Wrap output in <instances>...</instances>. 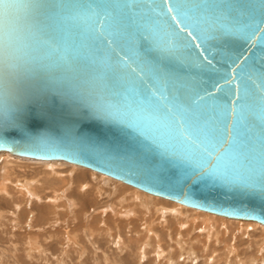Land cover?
<instances>
[{"label":"water","instance_id":"95a60500","mask_svg":"<svg viewBox=\"0 0 264 264\" xmlns=\"http://www.w3.org/2000/svg\"><path fill=\"white\" fill-rule=\"evenodd\" d=\"M61 4L65 15L72 5L110 10L112 48L103 38L92 39L87 18L61 21ZM47 5L46 37L67 45L84 72L79 79L65 78L57 71L55 82L38 80V90L23 111H10L6 105L0 111V152L65 161L190 208L264 225V103L255 86L264 84L260 79L264 77V32L258 31L264 27V0H182L184 10L205 26L207 22L235 25L242 31L202 42L194 39L195 29L192 36L188 29L180 33L173 56L155 47L157 41L178 32L166 13L157 14L163 11L162 0L159 4L156 0H47ZM185 42L189 47L183 46ZM117 52L133 67L143 64L151 71L136 76L126 66L113 68L117 61L125 63ZM106 54L109 67L93 63ZM91 74L97 79L88 85L84 81ZM162 76L168 78L166 87ZM226 77L236 79L228 84ZM240 81L241 98L245 86L250 94L249 110L242 122L238 116L233 143L213 163L191 142L179 139L175 118L164 105L187 108V112H180L179 107L174 111L197 134L203 127L205 137L214 140L218 133L207 100L194 105L192 98L205 90L202 94L211 92L214 99L227 101ZM76 87L88 88L92 102L116 106V119L92 116L73 92ZM161 96L166 99L161 101ZM208 165L212 166L206 171Z\"/></svg>","mask_w":264,"mask_h":264},{"label":"rangeland","instance_id":"374dc122","mask_svg":"<svg viewBox=\"0 0 264 264\" xmlns=\"http://www.w3.org/2000/svg\"><path fill=\"white\" fill-rule=\"evenodd\" d=\"M6 159L16 161L22 167L18 168L16 171L18 174L12 177H21L18 180L19 182L15 183L13 179L4 177L6 171H3L6 169L4 168L5 162L2 161ZM47 163H50V166H46L48 170H54L52 169L54 166L58 167L59 165L56 163L65 164V166H60L62 172L69 170L67 168H71V170L65 172L66 174L62 173L70 178L67 184L69 187L63 188L58 185V190L59 187H62V190H59L56 196L52 195L54 192L49 184L36 188V190L35 187H32L33 184L30 185V181H36L34 182L36 184L37 180L35 178L40 179L39 176H43L39 174L43 173L45 164L39 163V160L19 156L4 155L0 157V170L3 173L0 171V182L5 181L10 186V190L13 189L10 191L12 196H3L4 193L0 195V264H264V230H253V226L247 223H234L232 226L224 225L222 222L216 224L211 222L210 229L203 232L204 221L201 222L202 220L198 219V215L202 216V213L186 210V207L182 205H180L182 207L170 206L172 203L162 198L160 199L168 203L167 205L160 202L162 205H158V203L154 206L150 198H148L149 201L143 202L144 204L141 203V205L139 204L140 198H138V195L135 198V193H131L132 186L124 183H122L124 186H121L120 181L110 179L108 176L99 173H96L97 175L93 174L95 172L86 168L84 173H76L73 171L75 165L72 164ZM99 177L102 178L100 181ZM72 181L77 183L73 184ZM89 182L91 186H89ZM14 184L22 186V189L26 191V193H23L26 195L20 194L21 190L14 188ZM108 184L109 186H107ZM84 185L88 187L86 189L90 190L84 192L85 188L82 190ZM98 186H102L101 189ZM76 187L80 189V192L75 191ZM92 187L97 188L93 189ZM111 187L114 188L110 189ZM117 187V193H114ZM123 187L124 189H121ZM128 187H132L131 190ZM102 190L104 191L102 192ZM62 191H64L63 194ZM34 192L41 197L36 196L35 198ZM81 194L82 196H80ZM99 194L101 195L99 196ZM75 195L79 198L74 197ZM132 196H134V200ZM52 198L55 200V204ZM39 199L41 200L39 201ZM72 199L73 202L68 203V200L72 201ZM127 199L128 201L132 200L128 202ZM132 201H135V203ZM149 203L155 209H152L153 207ZM131 205L133 206L131 207ZM104 207H107V209ZM116 207L120 208V211H116ZM137 207L141 210L144 209L145 212L140 210L138 213L139 209ZM132 212L133 215H138L133 216ZM129 213L132 216H129ZM155 213L157 214L153 216ZM121 214L124 216L127 214L126 217H129V221ZM189 215H193L195 219L197 216L196 222L198 223L195 225H193L194 223L192 225L188 223ZM245 226L248 227L247 230L240 229ZM182 243L184 244L182 245ZM190 245L193 246L190 247Z\"/></svg>","mask_w":264,"mask_h":264},{"label":"snow or ice","instance_id":"6c2138e0","mask_svg":"<svg viewBox=\"0 0 264 264\" xmlns=\"http://www.w3.org/2000/svg\"><path fill=\"white\" fill-rule=\"evenodd\" d=\"M152 0H150V3ZM156 3H161V0H156ZM167 5V7H165ZM64 5L61 4L58 9V18L64 22H78L85 18L91 21L90 31L92 39L103 38L107 41L108 47L111 49L113 40L109 39L112 34L110 29L112 26L113 13L108 9H101L92 4H89L87 10L82 9L79 5H72L68 9V14H64ZM162 12H157L159 15L165 13L170 17L171 21L175 22V27L178 32L174 35L169 34L166 40L157 41L155 47L164 55H175L180 40V33L191 29L188 32L189 36L193 35V30H196L194 39H199L206 42L209 39H215L218 35L229 34L235 31H242V29L233 25L225 27L216 23L207 22V26L201 21L196 20L190 16L182 6V0H162ZM154 11H157L154 9ZM223 15V13H219ZM47 0H0V111L7 105L10 111H23L26 101L33 96L37 88V81L45 79L49 82H55V72L61 71L65 78L79 79V74L84 72L76 61L75 55H69L67 45L61 46L53 38L46 37L49 31L48 24L45 22L49 20ZM183 27H180L182 25ZM252 24H255L253 21ZM252 24L249 27H252ZM108 29V34H106ZM260 32H264V27L260 26ZM257 31H254L256 34ZM185 48L189 47L188 42L183 45ZM196 47H199L197 45ZM120 60L112 65L115 67H127L131 73L136 76H141L145 71H151L149 66L137 64L133 67V63L127 62V57H121L117 52ZM207 59V58H205ZM107 54L104 59L93 61L105 68L109 67L107 64ZM233 63L236 60L233 59ZM211 65V61H208ZM237 68L242 69L241 65L237 64ZM97 77L95 74L88 75L84 83L92 85L95 83ZM226 77L224 80L228 84H232L233 80ZM264 80V77H260ZM168 78L162 76L161 83L166 87ZM249 81L250 78H248ZM260 93V100L264 103V84L255 85ZM39 90H48L47 87L39 86ZM205 90H202L204 92ZM73 92L80 99L84 100V106L91 111L90 114L96 118L106 121H114L118 109L116 106L102 103L92 102L89 99L90 92L88 88L76 87ZM195 92L192 98L194 105H200L201 102L207 100L209 108L213 115L211 119L214 122L217 137L214 140L207 139L204 135V128L201 127L199 134L192 128L191 124H186L181 115L174 111V108L179 107L180 112H187L188 109L177 105H164L167 112L173 114L175 118V132L181 141H189L197 149L211 157L213 163L217 157L224 153L233 143L234 129L237 125L238 116L241 122L243 121L246 112L249 110V92L245 86L244 98H241V81L232 89L227 101L220 102L214 99L213 93ZM153 95H156L153 91ZM234 97V98H233ZM71 98V97H68ZM166 97L161 96L160 100H165ZM151 118V114H147ZM207 123V122H205ZM194 135L197 138H193ZM210 148L212 150H210ZM213 151L215 155H213ZM212 165L205 168L207 171ZM247 186V185H246Z\"/></svg>","mask_w":264,"mask_h":264},{"label":"bare ground","instance_id":"6f19581e","mask_svg":"<svg viewBox=\"0 0 264 264\" xmlns=\"http://www.w3.org/2000/svg\"><path fill=\"white\" fill-rule=\"evenodd\" d=\"M4 155H9V156H11V157H13V156H15V155H13V154H11V153H9V152H0V157H2V156H4ZM18 157V156H17ZM20 157V156H19ZM9 158V157H8ZM15 158V157H14ZM31 160H34V159H31ZM37 161V160H36ZM2 162H5V169L6 170H4L3 172H5L6 171V173L4 174V177H9V179H13V181L15 182V183H17V181L21 178H19V176H17V178L15 177V178H12V177H14L16 174H18V173H16V171H17V169L18 168H22V167H20V165H18L17 163H16V161H12V160H9V159H6V160H3ZM47 162H62V163H67V164H70V163H68V162H65V161H61V160H49V161H47V160H39V163H41V164H45V166L43 167V166H41V167H43V173L42 174H39V175H43V176H39L40 177V179H37V178H35V176H34V178L37 180V186H36V184H34V182H36V181H30L31 183H30V185H32L33 184V188L35 187V190H36V188L38 189V188H40V187H42V186H44V185H46V184H49L50 185V187H51V190L54 192V194H52V195H55L56 196V193H58V191L59 190H62L61 188L63 187V188H65L66 186H67V184H68V182H69V180H70V178L69 177H66L67 175H63L62 173L64 172V174H66L65 172H68L69 170H71V168H67V169H69V170H67V171H60L61 169H60V166L62 167V165H64L65 166V164H61V163H56L57 165H59L58 167L57 166H54L52 169H54V170H48L47 169V167L46 166H50L49 164L50 163H47ZM54 164V163H53ZM55 164V165H56ZM2 165H3V163H2ZM72 165H75V164H72ZM52 166V165H51ZM75 166H77V167H75ZM75 166H73V171H75L76 173L78 172H80V174H82V173H84V171L87 169H85L84 167H81V166H78V165H75ZM72 167V166H71ZM50 168V167H49ZM1 171V173H2V170H0ZM24 171V170H23ZM93 171V170H92ZM91 172V171H90ZM93 172H95V173H93ZM92 173L93 174H98V172H96V171H93ZM20 173V172H19ZM72 173H74V172H72ZM3 174V173H2ZM2 174H1V176H2ZM79 174V175H80ZM87 174V173H86ZM96 174V175H97ZM99 174H101V173H99ZM21 175V174H20ZM102 175H104V174H102ZM69 176H70V174H69ZM105 176H107V175H105ZM37 177V176H36ZM110 179H114V178H112V177H110V176H108ZM92 178V177H91ZM5 179V178H4ZM102 179V178H101ZM100 179V177H99V181L101 180ZM1 180V179H0ZM116 180V179H115ZM28 181V180H27ZM27 181H26V183H27ZM96 181V180H95ZM105 181V180H104ZM112 181V180H111ZM110 181V182H111ZM119 181V180H118ZM11 182V181H10ZM19 182V181H18ZM76 182V181H75ZM93 182H94V180H93ZM103 182V181H102ZM101 182V183H102ZM121 182V181H120ZM119 182V183H120ZM12 183V182H11ZM72 183H73V181H72ZM77 183V182H76ZM76 183H73V184H76ZM113 183V182H112ZM112 183H110V184H112ZM122 183H124V182H121V184ZM28 184V183H27ZM26 184V185H27ZM103 184H105V183H103ZM114 184V183H113ZM124 184H126V183H124ZM124 184H122L121 186H124ZM11 185V184H10ZM15 185V184H14ZM23 185V184H22ZM58 185L59 186H62V187H59L60 189L58 190ZM72 185V184H71ZM82 185V184H81ZM100 185V184H99ZM116 185V184H115ZM115 185H112V186H115ZM128 185V184H127ZM18 186V187H17ZM24 186V185H23ZM79 185L77 184V187H78ZM89 186H91L90 185V182H89ZM96 186V185H95ZM107 186H109V184L107 185ZM117 186V185H116ZM130 186V185H129ZM67 187H69V186H67ZM77 187L75 188L76 190L75 191H78V192H80L79 190L80 189H77ZM99 187V186H98ZM102 187V186H101ZM101 187H99V189H101ZM133 187V186H132ZM132 187H128L130 190H131V188ZM14 188H16V189H18V190H21L20 192V194H22L23 192H25L26 193V191L25 190H23L22 189V186H20L19 184H17V185H15V187ZM31 188V187H30ZM83 188H85V190H84V192L86 191V190H90V189H86V188H88L87 186H85L84 185V187H82V190H83ZM93 188V187H92ZM95 188H97V187H95ZM95 188H93V189H95ZM114 187H111L110 189H113ZM119 188H120V186H119ZM27 189V188H26ZM103 189V188H102ZM117 189H118V187L115 189V191H114V193H117L116 191H117ZM121 189H124V187L123 188H121ZM11 190H13V189H11ZM10 190V186L8 185V183H6L5 181H1L0 182V195H3V193H4V195L3 196H12V192H10L11 191ZM28 190V189H27ZM50 190V191H51ZM64 190H66V189H64ZM133 190V191H132ZM131 190V193L132 192H134L135 194V198H137L136 197V195H138V198H140L139 200H140V203L139 204H141V203H143V202H146V201H149V199L148 198H150L151 199V202L154 204V206H155V204H158V205H162V204H165V205H167L168 203H165V201H163L162 199H164V198H162V199H160L161 197H158V196H154V195H152V194H149V193H147V192H144V191H142V190H140V189H138V188H135V187H133V189ZM29 191H31L30 189H29ZM71 191V190H70ZM94 191H97V190H94ZM104 190H102V192H103ZM63 192L64 191H62L61 193L63 194ZM68 193H70L69 191H67ZM83 192V194H85ZM106 192V191H105ZM128 192V191H127ZM130 192V191H129ZM128 192V193H129ZM35 193V192H34ZM34 193H32V194H34ZM67 193V194H68ZM72 193H73V191H72ZM77 193V192H76ZM110 193H111V191H110ZM130 193V194H131ZM147 193V194H146ZM24 194V193H23ZM40 194V193H39ZM61 194V195H62ZM86 194H90V193H86ZM98 194V193H97ZM102 194V193H101ZM101 194H99V196L101 195ZM112 194V193H111ZM24 195H26V194H24ZM31 195V194H30ZM96 195V194H95ZM103 195V194H102ZM127 195V194H126ZM150 195V196H149ZM36 196H37V193H35V195H34V197L36 198ZM40 196V195H39ZM39 196H37L38 198H39ZM64 196V195H63ZM69 196H71V195H69ZM80 196H82V194L80 195ZM111 196V195H110ZM131 196V195H130ZM34 197H32V198H34ZM41 197V196H40ZM50 197V196H49ZM74 197H76V195L74 196ZM124 197V196H123ZM122 197V198H123ZM133 197L134 196H132V199H133ZM54 198V197H53ZM52 198V199H53ZM57 198V197H56ZM63 198V197H62ZM62 198H60V199H62ZM76 198H79V197H76ZM93 198V197H92ZM98 198V197H97ZM111 198V197H110ZM118 198V196L116 197V199ZM134 198V199H135ZM31 199V198H30ZM47 199H48V197H47ZM85 199H87V198H85ZM85 199H83L84 201H85ZM129 199H130V197H129ZM131 199V200H132ZM133 199V200H134ZM41 199H39V201H40ZM42 200H43V198H42ZM48 200H50V199H48ZM48 200H47V202H48ZM57 200V199H56ZM63 200V199H62ZM76 201H77V199H75ZM75 200H74V202H75ZM120 200H121V198H120ZM123 200V199H122ZM131 200H129V201H131ZM165 200H167V199H165ZM52 201H54V204H55V200L53 199ZM127 201H128V199H127ZM128 201V202H129ZM168 201H170V200H168ZM50 203H51V201H49ZM59 202V201H58ZM63 202V201H62ZM70 202H73V199H72V201L70 200H68V203H70ZM81 202H82V199H81ZM80 202V203H81ZM124 202V201H123ZM133 202V201H132ZM131 202V203H132ZM160 202L162 203V204H160ZM167 202V201H166ZM53 203V202H52ZM79 203V202H78ZM98 203V202H97ZM133 203H135V201L133 202ZM148 203V202H147ZM147 203H145V205H147ZM170 203H172L170 206H178V207H186V210H191V211H194V212H197V213H202L203 215L202 216H199L198 215V219H200V220H202L201 222H203V224H204V230H203V232L205 231H207V230H209L210 229V223L211 222H213V223H217V222H222L224 225H226V224H228V225H234V223H237V224H241V223H247V224H251L252 226H253V230H264V225H262V224H260V223H258V222H252V221H241V220H234V219H229V218H225V217H222V216H217V215H214V214H211V213H208V212H204V211H202L201 212V210H198V209H195V208H190V207H187V206H184V205H182V204H180V203H177V202H174V201H170ZM144 204V203H143ZM150 204V203H149ZM148 204V205H149ZM51 205H53V204H51ZM73 205V204H72ZM77 205V204H76ZM79 205V204H78ZM116 205V204H115ZM114 205V206H115ZM122 205V204H121ZM130 205V204H129ZM142 205V204H141ZM150 205H152V204H150ZM158 205H156V206H158ZM180 205H182V206H180ZM54 206H56V205H54ZM95 206V205H94ZM125 206V205H124ZM123 206V207H124ZM126 206H128V205H126ZM133 205H131V207H132ZM138 206H140V205H138ZM154 206L152 205V207H150V208H152V209H155L154 208ZM70 207V206H69ZM73 207V206H72ZM84 207V206H83ZM87 207V206H86ZM117 207H118V204H117ZM116 207V208H117ZM160 207V206H159ZM76 208H78V207H76ZM104 208H106L107 209V207H104ZM139 210H138V213H139V211L141 210L139 207H137ZM136 208V209H137ZM163 208V207H162ZM162 208L160 209V211L162 210ZM170 208V207H169ZM173 208V207H172ZM188 208V209H187ZM79 209V208H78ZM112 209H114V208H112ZM120 208H117L116 209V211H120L119 210ZM123 209V208H122ZM135 209V211H137ZM175 209V208H174ZM177 209V208H176ZM63 210V209H62ZM87 210V209H86ZM90 210V209H89ZM102 210H103V208H102ZM144 210V209H143ZM143 210H141V212L143 211ZM148 210L149 211H151V209H149L148 208ZM156 210L158 211V209L156 208ZM155 210V211H156ZM182 210H184V209H182ZM105 211V210H104ZM135 211H133L134 213H135ZM153 211V210H152ZM180 211V210H179ZM103 212V211H102ZM113 212V211H112ZM130 212V211H129ZM133 212H132V215H133ZM143 212H145V211H143ZM148 212V211H147ZM154 212V211H153ZM183 212V211H182ZM181 212V213H182ZM92 213V212H91ZM105 213V212H104ZM109 213V212H108ZM118 213H120V212H118ZM159 213V212H158ZM174 213V212H173ZM100 214H102V213H100ZM115 214V213H114ZM125 214V213H124ZM130 215L129 216H132L131 215V213H129ZM157 213H155V214H153V216H155ZM183 214H184V212H183ZM123 217H126V216H128L127 214H126V216H124L123 214H121ZM136 215H138V214H136ZM136 215H133V216H136ZM169 215V214H168ZM182 215V214H181ZM32 216V215H31ZM121 216V218H123ZM180 216V215H179ZM103 217V216H102ZM116 217H117V215H116ZM115 217V218H116ZM147 217V216H146ZM149 217H151V216H149ZM175 217H177V216H175ZM120 218V217H119ZM126 218H128L127 220L129 221V217H126ZM132 218H134V217H132ZM152 218V217H151ZM150 218V219H151ZM185 218H188V217H185ZM117 219V218H116ZM102 220V219H101ZM127 220H125V222H127ZM133 220V219H132ZM131 220V221H132ZM119 221V220H118ZM121 221H123V220H121ZM195 221V222H194ZM197 221V216H196V219H195V217H193V215H189V219H188V223H190L191 225L193 224V225H195V224H197L198 222H196ZM101 222V221H100ZM146 222V221H145ZM148 222V221H147ZM155 222H157V221H155ZM177 222V221H176ZM186 222V223H187ZM30 223H31V221H30ZM168 223V222H167ZM186 223H185V225H186ZM187 223V224H188ZM100 224V223H99ZM155 224V223H154ZM162 224V223H161ZM200 224H202V223H200ZM101 225V224H100ZM184 225V224H183ZM184 225V226H185ZM199 225V224H198ZM232 225V226H233ZM146 227V226H145ZM151 227V226H150ZM180 227V226H179ZM246 227V228H245ZM244 228H240V229H246L247 230V226H245ZM152 228V227H151ZM164 228H165V226H164ZM168 228V227H167ZM185 228V227H184ZM145 229V228H144ZM249 229H250V227H249ZM259 230V231H260ZM227 231H229V230H227ZM245 231V230H244ZM93 232V231H92ZM211 232V231H210ZM214 233V232H213ZM108 234V233H107ZM172 234V233H171ZM184 234V233H183ZM220 235V234H219ZM109 236V235H108ZM120 236V235H119ZM234 236V235H233ZM221 237H222V233H221ZM224 237H225V233H224ZM118 238V237H117ZM121 239H122V237H120ZM227 238V237H226ZM88 239V238H87ZM125 239V238H124ZM217 239V238H216ZM75 240H76V237H75ZM123 240V239H122ZM193 240H194V238H193ZM208 240V239H207ZM222 240V239H221ZM224 240V239H223ZM125 241V240H124ZM185 241V240H184ZM183 241V242H184ZM192 241V240H191ZM217 241H219V240H217ZM75 242V241H74ZM117 242H118V239H117ZM187 242V241H186ZM69 243V242H68ZM190 243V242H189ZM123 244V243H122ZM184 243H182V245H183ZM234 245V244H233ZM117 246V245H116ZM193 246V245H192ZM191 245H190V247H192ZM232 246V245H231ZM263 246H264V240H263ZM263 246H261V247H263ZM180 247V246H179ZM250 247V246H249ZM207 248V247H206ZM232 248V247H231ZM139 249V248H138ZM189 249V248H188ZM225 249V248H224ZM146 250V249H145ZM160 250V249H159ZM185 250V249H184ZM191 250V249H190ZM189 250V251H190ZM203 250V249H202ZM179 251H181V250H179ZM206 251V250H205ZM262 251H263V249H262ZM232 252V251H231ZM236 252V251H235ZM180 253V252H179ZM260 253V252H259ZM170 255V254H169ZM187 255V254H186ZM108 256V255H107ZM140 256V255H139ZM189 256V255H188ZM240 258V257H239ZM239 260H241V259H239ZM173 263V262H172ZM137 264V263H136Z\"/></svg>","mask_w":264,"mask_h":264}]
</instances>
